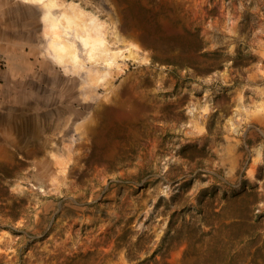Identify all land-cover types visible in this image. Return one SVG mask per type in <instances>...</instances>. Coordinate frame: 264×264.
I'll list each match as a JSON object with an SVG mask.
<instances>
[{
	"label": "rangeland",
	"instance_id": "1",
	"mask_svg": "<svg viewBox=\"0 0 264 264\" xmlns=\"http://www.w3.org/2000/svg\"><path fill=\"white\" fill-rule=\"evenodd\" d=\"M49 1L0 0V264H264V0ZM141 6L224 66L178 80Z\"/></svg>",
	"mask_w": 264,
	"mask_h": 264
},
{
	"label": "trees",
	"instance_id": "2",
	"mask_svg": "<svg viewBox=\"0 0 264 264\" xmlns=\"http://www.w3.org/2000/svg\"><path fill=\"white\" fill-rule=\"evenodd\" d=\"M249 1L251 5H254L253 2H257V0ZM129 12L130 16L140 22L145 29L146 34L142 35V39L149 40L148 38L152 36V40L149 41L151 49H157L156 43L166 45V51L171 55L158 56L154 54L152 55V59L153 61L167 65L172 75L178 80L180 78V74L178 73L180 70H185L186 73L191 71L192 74H197L198 72L218 70L224 66L226 60L222 59V54L218 50L212 52L204 50V43L198 26L184 27L181 33L165 34L157 20L159 12L152 13L151 9L143 6L136 9L135 14L133 7ZM251 17L254 16L247 11L242 21H250ZM238 55H240L239 50ZM202 57H206L207 60H201L200 58ZM203 64H205V67H202ZM238 64L242 66V63ZM187 76L186 74L182 79H185Z\"/></svg>",
	"mask_w": 264,
	"mask_h": 264
},
{
	"label": "bare ground",
	"instance_id": "3",
	"mask_svg": "<svg viewBox=\"0 0 264 264\" xmlns=\"http://www.w3.org/2000/svg\"><path fill=\"white\" fill-rule=\"evenodd\" d=\"M51 4H55L54 0H50L49 1ZM66 23V22H65ZM61 22H59L57 25L55 22L50 21L47 25V29L49 32V36L50 38V42L52 44H54L55 49H56V54L58 60L60 59L61 56H63V54L65 53V51L68 48H64V44H63V37H62V30L64 29L63 27H58V25H60ZM80 33H83L85 36H89L92 33L87 32V30L84 27L78 28L77 30ZM96 34V32L94 33Z\"/></svg>",
	"mask_w": 264,
	"mask_h": 264
}]
</instances>
